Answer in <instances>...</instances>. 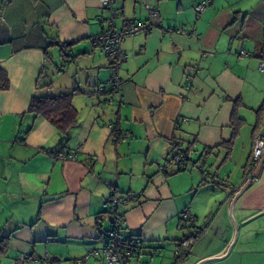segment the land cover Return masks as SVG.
I'll list each match as a JSON object with an SVG mask.
<instances>
[{
	"label": "crops",
	"instance_id": "crops-1",
	"mask_svg": "<svg viewBox=\"0 0 264 264\" xmlns=\"http://www.w3.org/2000/svg\"><path fill=\"white\" fill-rule=\"evenodd\" d=\"M142 1L117 0V28L139 20H148L150 28L123 40L122 91L108 105L96 89L107 85L111 61L92 43L106 27L100 0H0V67L9 78V87L0 90V235L8 236L1 257L9 264L20 253L53 254L58 261L65 245H102L108 215L103 205L113 186L119 191L117 174L126 170L119 162L132 155L151 165L166 162L178 152L175 144L189 146L190 159L181 170L167 164L160 171L168 176L197 168L199 154L206 151L211 175L205 181L197 168L206 185L199 181L194 193L207 188L209 197L189 210L174 205L177 194L151 166L144 170L146 201L122 205L130 203L123 208L127 231L144 240V215L167 203L168 214L179 219L187 210L200 228L180 264L227 250L205 264H264V163L234 197L246 179L253 140L264 136V125L253 135L255 110L264 97V0H145L156 6L155 17L148 16ZM202 1L208 4L197 12ZM51 38L71 43L72 56L51 45ZM50 50L59 60L53 79L47 68ZM60 93H72L78 114L65 139L46 119L27 112L34 95ZM236 100L244 123L233 135ZM114 123L124 139L114 138L109 127ZM30 126L24 142L16 140ZM77 146L75 160L46 151ZM185 237L173 238L175 247H182Z\"/></svg>",
	"mask_w": 264,
	"mask_h": 264
},
{
	"label": "built area",
	"instance_id": "built-area-1",
	"mask_svg": "<svg viewBox=\"0 0 264 264\" xmlns=\"http://www.w3.org/2000/svg\"><path fill=\"white\" fill-rule=\"evenodd\" d=\"M102 9L106 11L107 17L105 19L106 27L103 28L98 34L92 38V43L95 46H99L106 56L110 59L111 75L107 81V85H99L96 89L97 95H106L108 103L114 102V95L122 91V80L119 76L120 66L126 59V52L122 48L123 40L141 32L149 30L150 24L145 20H139L137 22H128L121 28H117L115 24V18L117 15V0H100ZM207 1H202L196 5L197 12H201L207 6ZM145 9L149 17H155L157 15L156 6L147 4ZM1 18V16H0ZM176 32L181 34H193L182 28H175ZM243 53V52H242ZM262 69V67H260ZM188 88V86H186ZM107 90V92H106ZM112 128V125H109ZM115 138V137H114ZM121 139H124L121 137ZM80 146H77L74 151L55 150L52 152L59 160H75L77 158V152ZM264 155V136L257 135L253 140L252 151L247 164V176L251 175L254 167L259 163L261 156ZM185 158L181 152L169 157L168 164H183ZM208 154L202 152L198 162L197 168L202 172L205 178L210 176V172L207 168ZM164 164L158 165L159 170L165 168ZM138 195L133 192H120L115 189V186L111 188L109 199L104 203L103 207L107 210L109 215V231L107 232L106 240L102 243L100 248H90L86 255L75 260L74 264H86L87 258L90 255L103 257L105 264H152L153 256L158 252V249L150 247L151 252L146 253L147 247L139 236H125L123 230L125 224L123 217L119 214L120 206L124 205L128 201L137 200ZM195 218L186 210L182 212L180 218V227L186 228L188 225L193 224ZM199 230H195L194 235H197ZM191 236L184 240V244L176 246L174 248V255L181 256L186 252L187 248L191 245ZM184 247V249H183ZM145 254L149 255V260L144 259ZM53 261V258L45 253L43 256H36L32 253H20L14 260L13 264H48Z\"/></svg>",
	"mask_w": 264,
	"mask_h": 264
},
{
	"label": "rangeland",
	"instance_id": "rangeland-1",
	"mask_svg": "<svg viewBox=\"0 0 264 264\" xmlns=\"http://www.w3.org/2000/svg\"><path fill=\"white\" fill-rule=\"evenodd\" d=\"M118 24V20H117ZM48 56V63L47 68H49L48 75L50 78L53 79V74H56V71L54 69V64H59V60L57 61V55H55V51L50 50ZM47 74V73H46ZM264 102V97H262V100L260 104H258L256 110L259 108V106ZM255 110V111H256ZM250 116V115H249ZM253 117V116H252ZM250 116V119H252ZM255 120V115H254ZM244 132V131H241ZM262 134H264V128L261 129ZM145 149V146H144ZM160 164H164L162 160H158ZM157 161L154 162L152 165L149 161L144 162L140 157H137L135 155H132V157L123 159L121 162H119L120 167L123 169L125 168L124 172L120 174H117V189L119 191L127 192L129 189L131 192L139 196V200L136 202L142 203L146 201L143 197L145 196L142 192L147 190V183H146V177L144 170L149 169L151 166L155 167L158 172L161 174V181H164V185L169 184L172 191L177 194L175 196L176 201L174 205L182 206L183 209L185 207L189 210L191 207L197 206L199 203H201L202 200H205L207 197L206 189L201 188L200 191L195 196L194 190L199 181H201L202 184L206 185L203 181V176L199 172V170L193 166L191 168H187L184 171L178 172L176 174H171L168 176H164L162 171L159 170ZM190 166V165H189ZM208 167V166H207ZM121 168V169H122ZM132 169V170H131ZM193 170L190 172V170ZM131 170V172H130ZM198 174V178L196 176V173ZM115 175V173H114ZM205 179V178H204ZM158 180V178H155V181ZM205 181H209V178H206ZM194 182V185H193ZM191 185H193V189H191ZM143 194V195H142ZM195 196V200H192ZM144 199V200H143ZM130 203H128L126 208H129ZM167 204V203H166ZM163 203L162 206L157 208V210L149 217L147 215H144V219L141 223V233L143 235L144 244L147 247L146 253H150L151 249L150 247H157L158 252L153 256L152 264H171L173 261V251L175 248V243L173 241V238L176 239H183L185 236L190 237L195 233V229L193 228H181L180 227V218L182 216V212L179 214V219L177 216L172 217V214H168L169 205H166ZM120 206L119 211L123 213V208ZM183 211V210H182ZM167 214V216H166ZM108 215H106V223L108 224ZM153 236V237H152ZM152 237V238H151ZM156 237V238H155ZM70 245V246H69ZM65 245V251L63 254H61V257H59V260L52 261L48 264H74L73 259L74 257H83L87 254L88 250L90 248H100L101 244H94L93 247L90 246H82V245H73L69 244ZM73 246V248H71ZM44 249V248H43ZM49 251V250H47ZM69 251V253H67ZM45 251H43L44 253ZM81 252V255L79 254ZM9 256V255H8ZM50 257H56L53 256V254H49ZM144 259L149 260V255L145 254ZM10 261L8 258L3 259V257H0V264H9ZM86 264H105V261L103 257L93 256L90 255L87 258Z\"/></svg>",
	"mask_w": 264,
	"mask_h": 264
},
{
	"label": "trees",
	"instance_id": "trees-1",
	"mask_svg": "<svg viewBox=\"0 0 264 264\" xmlns=\"http://www.w3.org/2000/svg\"><path fill=\"white\" fill-rule=\"evenodd\" d=\"M50 44L57 45L65 56L67 57L72 56L68 54V51H67L68 48L71 46V43H62V42H59L56 38H51ZM262 48H264V41H262ZM260 57L264 58V49L261 50ZM8 87H9L8 75L6 71L0 67V90H6ZM71 97H72V93H60L58 95H45V96L34 95L31 98L27 112L31 113L35 117L40 116L46 119L56 128L60 138L65 139L68 136L69 129L72 126H74L78 120V114H77L76 109L72 105ZM115 101L116 100H114V102ZM239 102L240 100L234 101V109H233L232 117H231V127H232L233 135L237 133L240 126L244 123V119L239 116L238 111H237L238 106H240ZM262 125H264V102H262L259 108L255 111V121H254V126H253L254 137L257 135L258 130L261 129ZM30 129H31V126L25 131H22L21 132L22 138L20 136H17L16 140L20 142H24V139L26 135L28 134V132L30 131ZM111 133L115 136L116 140H119V138L121 137V132H120V129L117 123L112 124ZM175 147L178 149L177 153L181 152L186 160L190 159L189 157L190 147L189 146H187L185 149H181V147L175 144ZM59 150H62V148L58 149V151ZM46 151L52 153L55 150H51L50 148H48L46 149ZM168 160L169 158L165 160L166 165L168 164ZM185 163L186 162H184L183 164H179L180 170L182 167L186 165ZM127 192H131V191H127ZM106 211L107 210L103 208L102 212L106 213ZM119 214L122 217L124 215L120 211H119ZM109 220H108L107 226L103 228L100 232L102 243L106 240L107 232L109 231V227H110ZM123 233L125 236H138V234H135L131 231L128 232L126 228L123 230ZM142 241L144 242V240ZM7 245H8V236L0 235V257L6 255ZM154 248L158 249L157 247H154ZM174 258H175V261L172 264H180L186 258V252L183 253L181 256H177V257L175 256ZM53 261H55V258H53Z\"/></svg>",
	"mask_w": 264,
	"mask_h": 264
},
{
	"label": "water",
	"instance_id": "water-1",
	"mask_svg": "<svg viewBox=\"0 0 264 264\" xmlns=\"http://www.w3.org/2000/svg\"><path fill=\"white\" fill-rule=\"evenodd\" d=\"M147 4H149V3L146 2L145 0L142 1V5H143L144 8H145V6H146ZM145 21H148V20H145ZM149 24H150V23H149ZM103 102H104L105 104L110 105V103H108L106 99H104ZM200 155H201V154H199L198 159H199ZM262 161H264V156H262ZM262 161L259 163L258 167L256 168V170H255V172H254L253 174H251L250 176H247V175H246L247 173H245V178H246V179H245L244 183L242 184V186H241V187L238 189V191L234 194V197H235V198H236L240 193H242V191H243L248 185H250V183L254 180V178L256 177V174H257L258 170L260 169V167H261V165H262ZM158 165H159V164H158ZM201 173H202V172H201ZM195 219H196V218H195ZM187 227H188V228H193V229H195V230H200V228H198V226H195V221H194L193 224L188 225ZM236 231H237V230H236ZM187 238H188V237H185V240H186ZM228 251H229V250H227V252H226L225 254L221 255V256H215V257L203 258V259H201L200 261H198L196 264H205V263L210 262V261H213V260L221 259V258H223L224 256H226V255L228 254ZM189 254H190V253L188 252V254L186 255V257H187Z\"/></svg>",
	"mask_w": 264,
	"mask_h": 264
},
{
	"label": "flooded vegetation",
	"instance_id": "flooded-vegetation-1",
	"mask_svg": "<svg viewBox=\"0 0 264 264\" xmlns=\"http://www.w3.org/2000/svg\"><path fill=\"white\" fill-rule=\"evenodd\" d=\"M262 156H264V155H262ZM262 156H261V159H260V161H259V163L262 161ZM248 162H249V160H248ZM259 163H257V165L254 167V169H253V171L251 172V174H253L254 172H255V170H256V168L258 167V165H259ZM262 163H264V161H262ZM248 164V163H247ZM259 171V170H258ZM258 173V172H257ZM257 175V174H256ZM196 236H198V234L197 235H191V242H193V240H194V238H196ZM192 244V243H191Z\"/></svg>",
	"mask_w": 264,
	"mask_h": 264
},
{
	"label": "bare ground",
	"instance_id": "bare-ground-1",
	"mask_svg": "<svg viewBox=\"0 0 264 264\" xmlns=\"http://www.w3.org/2000/svg\"><path fill=\"white\" fill-rule=\"evenodd\" d=\"M174 257H175V255H174ZM174 260H175V258H174Z\"/></svg>",
	"mask_w": 264,
	"mask_h": 264
}]
</instances>
